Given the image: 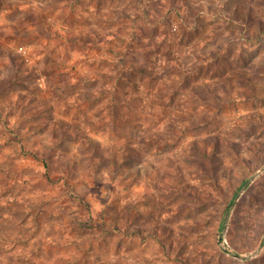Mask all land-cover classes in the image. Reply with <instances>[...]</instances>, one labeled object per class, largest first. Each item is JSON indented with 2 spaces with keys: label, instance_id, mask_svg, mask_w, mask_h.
<instances>
[{
  "label": "rangeland",
  "instance_id": "374dc122",
  "mask_svg": "<svg viewBox=\"0 0 264 264\" xmlns=\"http://www.w3.org/2000/svg\"><path fill=\"white\" fill-rule=\"evenodd\" d=\"M0 264H264V0H0Z\"/></svg>",
  "mask_w": 264,
  "mask_h": 264
}]
</instances>
